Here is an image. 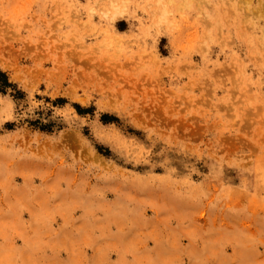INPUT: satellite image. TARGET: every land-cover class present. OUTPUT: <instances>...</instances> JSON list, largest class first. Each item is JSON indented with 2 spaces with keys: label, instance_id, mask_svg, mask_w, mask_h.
Listing matches in <instances>:
<instances>
[{
  "label": "rangeland",
  "instance_id": "374dc122",
  "mask_svg": "<svg viewBox=\"0 0 264 264\" xmlns=\"http://www.w3.org/2000/svg\"><path fill=\"white\" fill-rule=\"evenodd\" d=\"M0 72V264H264V0H0Z\"/></svg>",
  "mask_w": 264,
  "mask_h": 264
},
{
  "label": "trees",
  "instance_id": "16d2710c",
  "mask_svg": "<svg viewBox=\"0 0 264 264\" xmlns=\"http://www.w3.org/2000/svg\"><path fill=\"white\" fill-rule=\"evenodd\" d=\"M0 76H4V74L0 72ZM5 82H6V81H5ZM5 82H4V83H5ZM2 84H3V83H2ZM106 117H107V115H104V118H106Z\"/></svg>",
  "mask_w": 264,
  "mask_h": 264
}]
</instances>
